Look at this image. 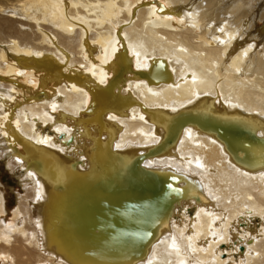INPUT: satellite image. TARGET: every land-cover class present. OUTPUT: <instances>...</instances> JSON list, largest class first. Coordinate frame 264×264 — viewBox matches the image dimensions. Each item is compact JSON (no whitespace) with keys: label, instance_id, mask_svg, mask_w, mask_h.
I'll return each mask as SVG.
<instances>
[{"label":"bare ground","instance_id":"bare-ground-1","mask_svg":"<svg viewBox=\"0 0 264 264\" xmlns=\"http://www.w3.org/2000/svg\"><path fill=\"white\" fill-rule=\"evenodd\" d=\"M1 165L0 264H264V0H0Z\"/></svg>","mask_w":264,"mask_h":264},{"label":"rangeland","instance_id":"rangeland-1","mask_svg":"<svg viewBox=\"0 0 264 264\" xmlns=\"http://www.w3.org/2000/svg\"><path fill=\"white\" fill-rule=\"evenodd\" d=\"M39 133L42 136V138L45 139L47 137V134H49V130H46V128H40ZM3 164H4V162H2V165ZM2 165L0 166V184L9 185L11 187L17 188L18 190H21L20 188H18V185H17L18 184V181H17L18 177H16V175H18V173L16 175L15 174H13V175L7 174V172L5 170H3ZM13 196H15V195L13 194ZM13 196L9 197L10 199H12V205H11L12 207H14L16 205V199ZM11 219H12V217L8 215L7 211L0 209V221L4 222V223H2V224H4V226L11 225V223H10ZM5 221H7V222H5ZM260 224H261V222L259 220L252 222L251 223L252 231L256 232V230H258L260 228ZM14 227H15V225L12 226L10 228V230L13 231ZM3 232H10V231L4 227ZM13 234L17 235L15 233H13ZM225 250L230 252V250H232V249L229 248V249H225ZM234 256H235L236 260L239 261V257L237 256V254H235Z\"/></svg>","mask_w":264,"mask_h":264}]
</instances>
